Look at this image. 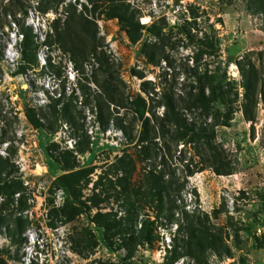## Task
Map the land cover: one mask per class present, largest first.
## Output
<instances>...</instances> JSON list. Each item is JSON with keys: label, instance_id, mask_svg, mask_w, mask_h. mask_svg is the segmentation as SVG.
Returning a JSON list of instances; mask_svg holds the SVG:
<instances>
[{"label": "rangeland", "instance_id": "374dc122", "mask_svg": "<svg viewBox=\"0 0 264 264\" xmlns=\"http://www.w3.org/2000/svg\"><path fill=\"white\" fill-rule=\"evenodd\" d=\"M56 1L28 22L41 34L64 16L59 32L89 51L78 66L41 46L18 73L22 35L0 22V264H264V12L248 0ZM241 66L256 69L252 103ZM210 78L226 103L188 107ZM165 92L207 134L165 121ZM28 107L43 108L42 126ZM70 171L83 173L67 191L56 177Z\"/></svg>", "mask_w": 264, "mask_h": 264}, {"label": "trees", "instance_id": "16d2710c", "mask_svg": "<svg viewBox=\"0 0 264 264\" xmlns=\"http://www.w3.org/2000/svg\"><path fill=\"white\" fill-rule=\"evenodd\" d=\"M248 1L250 5L254 6L255 11L264 12V0ZM59 5L60 2L56 0H8L6 3H4L3 0L0 1V22L4 23L2 22V19L6 20V22L8 21V23L11 26H14L18 30L19 34L22 35L19 41L21 58L16 66L18 73L26 72L27 70L34 68V65L38 64L37 52L41 46H46L49 52L53 50H60L63 54H70L71 59L76 63L77 66L79 62H82L86 56H88L89 51L86 50L84 43H76L73 39L65 36V30H61V32H59L60 27L58 24H60V19H63L64 16L55 18L51 23H48L47 30L43 31L41 34L36 32V28L32 23L28 22L31 12H34L38 16H44L45 13H47L50 9L58 11ZM38 29H42V26L39 25ZM49 65L53 68V64L51 63V55H49ZM241 69L244 75V83L247 87V98L252 103L253 100L250 97L255 93L256 89V69L253 67L246 69L244 66H241ZM216 81L217 79H209V86L207 87L209 91L208 93H206L205 85H201L198 89V92H191L187 101V106L209 111L211 109L212 102L218 101L221 103H226L225 96H227L228 92L224 90L222 85ZM199 82L201 84V77L199 78ZM64 90L65 89L62 90L64 94L59 93L60 95L58 97H51L52 101L47 104V106H51L55 112H58L56 108L57 104H60L62 102V97H65ZM72 95H74V93ZM99 98H102L101 94L98 95V99ZM161 99V103H163L165 107L164 120L167 122L173 121L176 125V130H181L182 127H186L187 129L190 128L194 135L200 136L202 133L207 134V125L200 124L199 127H195V124H191L192 127H187L188 124L185 122L181 111L178 109L175 99L169 92H165ZM140 100L144 108L146 102L142 98H140ZM138 110L143 116L142 110ZM39 112L46 116V114L43 113V108H40V111H36L31 107L27 108V117L29 121L38 127L42 126L40 118L37 116ZM160 126H163V124L160 123ZM151 128L155 127L151 126ZM149 131L150 127L146 125L141 132V141H144L145 137L148 136ZM6 161L7 160L4 159L2 155H0V171L7 166ZM124 161L125 159L119 160V166H121ZM124 169L127 171L129 168ZM82 173V171H70L63 173L56 177V182L68 191L74 182L81 177ZM52 203L53 202L50 201L52 208L49 209L47 218L49 219V226L56 228V221H61L62 216L58 214V209L54 208ZM104 218H106V216Z\"/></svg>", "mask_w": 264, "mask_h": 264}, {"label": "built area", "instance_id": "2783aa9c", "mask_svg": "<svg viewBox=\"0 0 264 264\" xmlns=\"http://www.w3.org/2000/svg\"><path fill=\"white\" fill-rule=\"evenodd\" d=\"M261 229L259 228V231H260Z\"/></svg>", "mask_w": 264, "mask_h": 264}]
</instances>
